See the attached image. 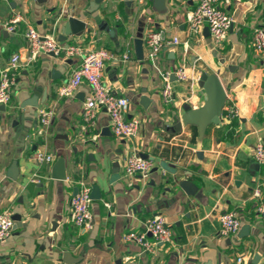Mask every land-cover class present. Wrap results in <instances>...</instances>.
<instances>
[{"label": "crops", "instance_id": "0c3cea01", "mask_svg": "<svg viewBox=\"0 0 264 264\" xmlns=\"http://www.w3.org/2000/svg\"><path fill=\"white\" fill-rule=\"evenodd\" d=\"M165 1L166 9L159 11L151 0H0V71L11 66L13 54L20 55L13 99L6 111L0 110V210L19 215L12 234L0 240V264H254L255 259L264 264V225L259 198L253 196L260 186L264 199V166L254 158L255 144L264 143V54L252 45L254 29L264 27V0H220L233 18L221 45L213 42L207 26L200 37H189L186 14L200 0ZM16 16L20 19L10 31L7 23ZM66 16L85 21L86 29L80 37L68 35L61 41L64 47L80 46L84 54L106 48L113 54L103 82L129 99L127 118L141 121L137 136H115L104 109L96 112L95 125L84 129L88 81L71 96L58 95L81 64L79 55L49 52L30 59L29 29L58 38L61 28L55 22ZM151 28H164L170 38L181 40L165 46L156 65L147 59L145 43L144 58L136 54V38L141 32L143 39ZM182 64L190 77H173L175 98L166 104L160 70L174 72ZM202 72L218 73L227 92L221 121L204 129L179 122L187 110L206 102L199 86ZM232 106L238 113L229 119ZM43 109H53L54 117L40 133ZM133 151L153 157L148 175H126L125 160ZM36 152L54 159L38 162ZM60 157L65 180L52 177L51 167ZM163 160L176 171L160 167ZM14 161L18 176L12 179ZM79 178L101 189V199L92 203L90 230L69 221ZM183 180L190 193L180 185ZM228 211L238 215L242 226L223 236L219 216ZM157 213L172 228L173 243L144 252L125 242L127 232L142 231ZM240 255L244 258L238 263Z\"/></svg>", "mask_w": 264, "mask_h": 264}, {"label": "built area", "instance_id": "2783aa9c", "mask_svg": "<svg viewBox=\"0 0 264 264\" xmlns=\"http://www.w3.org/2000/svg\"><path fill=\"white\" fill-rule=\"evenodd\" d=\"M220 0H200L199 4L187 12L186 19L189 28V37H200L204 28H209L210 37L217 45L223 44L228 39V34L232 28L233 18L227 14L219 5ZM20 17L16 16L7 23L8 30L14 31ZM252 45L254 49L264 54V27H256L253 31ZM147 48V59L156 65L160 52L165 46L177 45L180 38L169 37L164 28H151L143 36ZM28 51L30 59H35L42 53H54L56 56L65 54L66 57L79 55L82 59L79 67L75 68L67 81L58 88V95L61 97L71 96L76 89L85 81L91 86V92L86 98L83 108L84 129L87 126H94L96 112L99 109L106 110L111 118V130L117 137H135L140 133L141 121L139 119H128L126 109L129 105V99L125 96L116 95L110 85L103 82V71L107 60L113 57V54L106 48L90 50L85 52L82 47L72 45L64 47L55 33L41 34L34 28H30L27 33ZM129 55L125 54L124 58ZM11 66L0 71V105H8L12 101V89L16 85V69L20 63V55L11 56ZM163 87L161 94L166 104L174 101L175 93L173 89V76L177 79L187 80L190 77L187 67L182 64L174 72L161 71ZM227 118H234L238 110L235 106L228 107ZM53 109L40 110L38 116L42 124L40 133L50 127L53 117ZM254 158L264 166V143L259 140L255 144ZM35 159L38 162H49L54 159L53 155L44 152H36ZM153 162L149 158L142 157L138 151L131 152L125 160V173L127 176L139 174L148 175L152 170ZM79 191L71 198L69 207V221L74 225L83 227L87 230L93 228L92 188L83 178L77 179ZM0 184V194H1ZM253 196L259 198L257 203V212L264 225V199H262V189L256 187ZM105 206L112 207L110 202ZM221 222L220 234L228 236L236 234L242 226L238 215L235 212H223L219 216ZM13 214L10 210H0V240L8 238L14 230ZM125 242H133L140 245L144 252H155L157 247L164 244L173 243V231L165 216L162 213L154 214L145 221L142 231H129L124 236ZM243 256H239L238 263L243 261Z\"/></svg>", "mask_w": 264, "mask_h": 264}, {"label": "water", "instance_id": "95a60500", "mask_svg": "<svg viewBox=\"0 0 264 264\" xmlns=\"http://www.w3.org/2000/svg\"><path fill=\"white\" fill-rule=\"evenodd\" d=\"M155 3V7L157 10L162 11L166 9V1L165 0H151ZM55 26H59L61 28V36L58 37L59 41L65 42L68 35H74L76 37H80L83 35L86 29V22L74 17V16H66L60 22H55ZM205 31L210 34L209 28L206 27ZM136 44V54L137 57L144 58V39H142V33L138 35L135 40ZM69 46V45H68ZM177 79L176 75L173 76ZM199 86L204 89L207 94L205 104L197 108V110H187V112L179 118L180 124L184 122L185 124H195L200 127V129H204L209 123H219L221 121V116L223 114V106L227 97V92L225 91V87L221 80V77L218 73L215 74H207L206 72L201 73V77L199 79ZM264 86V85H263ZM29 105L38 106L36 103H29ZM22 109L24 105L21 106ZM0 110L6 111V105H0ZM132 138V137H131ZM142 157L153 159L152 156L142 153ZM160 167H163L166 171L175 172L176 169L166 161H162L160 163ZM50 169V166H49ZM18 167L17 162L14 163L9 168V177L12 179L17 178L18 176ZM52 177L56 179L65 180L68 178V173L65 166V159L60 157L51 167ZM183 189L190 193L191 190L189 188V182L186 180L181 181L180 184ZM75 194L79 191L78 187H75ZM92 198L93 199H101V189L94 185L92 187ZM13 219H19L18 216H13ZM249 229L248 225H246L242 230V234H247V230ZM257 260L255 259L254 264H257Z\"/></svg>", "mask_w": 264, "mask_h": 264}]
</instances>
